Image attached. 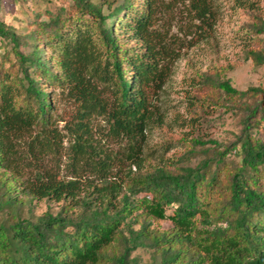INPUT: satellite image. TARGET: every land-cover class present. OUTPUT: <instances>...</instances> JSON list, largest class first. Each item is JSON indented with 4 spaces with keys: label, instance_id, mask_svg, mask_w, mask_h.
I'll return each instance as SVG.
<instances>
[{
    "label": "trees",
    "instance_id": "obj_1",
    "mask_svg": "<svg viewBox=\"0 0 264 264\" xmlns=\"http://www.w3.org/2000/svg\"><path fill=\"white\" fill-rule=\"evenodd\" d=\"M71 1L68 16L49 20L52 67L36 44L28 55L16 52L19 70L0 68L4 202H18L12 195L17 186L32 199L68 200L55 215L0 224V264H107L119 243L123 248L114 256L117 264H127L129 253L147 243L162 255L161 264H264V143L259 138L240 137V164L235 167L223 161L228 148L222 153L213 149V156L196 167L178 166L171 172L154 165L141 173L145 130L162 124L153 118L149 96L162 88L165 61L174 51L168 32L157 28L168 8L164 0H122L114 6L109 0ZM188 1L195 27H211L213 0ZM260 1L233 3L256 9ZM250 30L254 37L246 55L254 64H264V45L257 36L264 34L260 15L253 16ZM123 37L136 41L134 50L124 46ZM0 39L14 46L20 41L1 19ZM42 78L59 81L73 99L74 113L62 126L63 119L50 113ZM197 84L205 91L217 87L233 100L264 93L260 87L238 90L227 79L210 76ZM248 113L250 125L263 122L264 128V102ZM99 133L126 141L120 161L136 165L137 172L128 168V179L114 172L117 157L103 150ZM124 189L133 196H150L120 199ZM168 206H174L169 216ZM74 208L80 209L76 215ZM135 211L143 216L140 228L125 236L122 222ZM150 218H169L172 227L155 232L146 223Z\"/></svg>",
    "mask_w": 264,
    "mask_h": 264
},
{
    "label": "rangeland",
    "instance_id": "obj_2",
    "mask_svg": "<svg viewBox=\"0 0 264 264\" xmlns=\"http://www.w3.org/2000/svg\"><path fill=\"white\" fill-rule=\"evenodd\" d=\"M98 1V0H94ZM112 6L122 0H109ZM167 10L162 14L158 29L168 32L169 43L173 57L166 60V79L160 89L150 93L153 103L154 119H162V124H152L145 130L144 162L141 173L154 165L162 166L171 172H176L178 166L196 167L205 158L213 156V149L220 153L230 148L224 155L223 161L230 167L240 164V137L250 134L264 143L263 122L258 125L248 123L246 118L252 105L264 102V93L256 96H245L242 99H229L219 88L207 91L199 89L197 82L202 83L205 77L214 80L227 79L238 89L249 87L264 89V64L256 65L248 58L246 51L250 47V39L254 37L250 30L253 16L260 15L264 20V0L258 3V8L249 9L237 7L233 0H213L215 19L211 27L206 30L195 27L197 21L191 19L188 0H164ZM73 10L71 0H0V19L14 28L20 37L18 46L9 40L0 39V68L20 69V60L16 52L28 55L34 45L43 50V57L51 66L52 47L47 44L50 33V17H66ZM103 11L106 13L105 7ZM86 19H91L85 15ZM194 24V25H192ZM67 23L64 29H67ZM262 38L264 34L257 35ZM124 46L129 51L134 50L136 41L123 37ZM252 46V45H251ZM52 67V66H51ZM31 72V68H27ZM21 74V72H20ZM38 77V76H37ZM39 79V77H38ZM41 84L51 99V111L55 119L62 126L74 113L73 99L57 80L41 79ZM213 91V92H210ZM206 101L212 102L208 104ZM255 118L252 123H254ZM102 123L96 119V125ZM154 123V122H153ZM248 123V127H247ZM204 140V144L196 143L195 139ZM97 140L103 150L110 151L117 158L114 159V172L128 179L126 172H137L136 165L120 161L125 152L126 141H120L111 136L97 135ZM214 140L215 143H211ZM170 148L165 150L167 145ZM66 145V144H65ZM236 147H233V146ZM221 166V164H220ZM215 167V166H214ZM64 172V171H63ZM125 188V187H124ZM3 187L0 182V224L10 225L19 219L38 221L48 214L55 215L61 211L68 200L52 201L46 199H32L22 193L20 187L12 193L18 202L6 205L2 196ZM150 193H133L124 189L120 199L142 197ZM125 197V198H122ZM80 209L74 208V215ZM174 206L166 208V215L172 214ZM133 212L132 217L123 220L121 229L128 236V230L140 228L143 216ZM139 217L138 222L136 218ZM198 226L202 227L199 219ZM149 228L155 232L169 230L172 223L169 218L147 219ZM225 226V223H223ZM118 245V244H117ZM123 244L110 254L111 260L107 264H117L116 254L122 251ZM115 256V257H114ZM162 255L148 243L138 246L127 257V264H161Z\"/></svg>",
    "mask_w": 264,
    "mask_h": 264
}]
</instances>
